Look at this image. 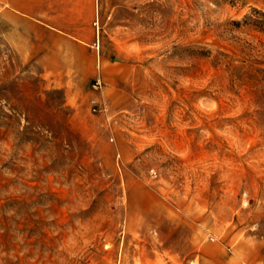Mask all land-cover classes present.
Here are the masks:
<instances>
[{"label":"rangeland","instance_id":"rangeland-1","mask_svg":"<svg viewBox=\"0 0 264 264\" xmlns=\"http://www.w3.org/2000/svg\"><path fill=\"white\" fill-rule=\"evenodd\" d=\"M0 264H264V0H0Z\"/></svg>","mask_w":264,"mask_h":264},{"label":"crops","instance_id":"crops-1","mask_svg":"<svg viewBox=\"0 0 264 264\" xmlns=\"http://www.w3.org/2000/svg\"><path fill=\"white\" fill-rule=\"evenodd\" d=\"M42 15H43V18L40 19L42 20L45 24H47V26L55 29V30H58V31H63L65 33H76V31H74L73 28H71V26L69 25H64V24H59L58 22H56L55 20H53L51 18V12L49 9H47V12L45 10V8L42 7ZM35 12V11H34ZM41 14V8L40 6H38V16Z\"/></svg>","mask_w":264,"mask_h":264}]
</instances>
